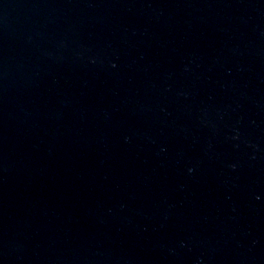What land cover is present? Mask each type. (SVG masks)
<instances>
[{"label": "water", "instance_id": "obj_1", "mask_svg": "<svg viewBox=\"0 0 264 264\" xmlns=\"http://www.w3.org/2000/svg\"><path fill=\"white\" fill-rule=\"evenodd\" d=\"M0 264H264V0H0Z\"/></svg>", "mask_w": 264, "mask_h": 264}]
</instances>
